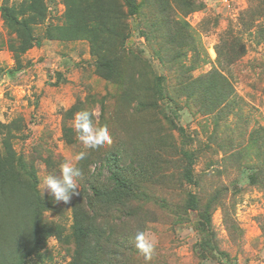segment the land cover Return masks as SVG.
<instances>
[{
    "label": "rangeland",
    "instance_id": "374dc122",
    "mask_svg": "<svg viewBox=\"0 0 264 264\" xmlns=\"http://www.w3.org/2000/svg\"><path fill=\"white\" fill-rule=\"evenodd\" d=\"M188 1L195 10L169 0L167 11L147 1L137 16L124 11L125 48L134 56L108 79L89 40L54 31L66 23L64 0H43L34 45L17 57L20 43L1 7L22 0H0V124L12 126L15 151L35 163L41 193L53 204L45 218L63 229L24 264H72L75 213L97 233L89 242L100 243V261L109 264H264V175L251 180L264 167V0ZM185 26L182 43L173 40ZM217 74L229 94L213 109L196 81ZM159 77L162 96L154 91ZM84 110L108 128L111 145L91 150L79 141L73 121ZM185 151L195 154L194 184L184 178ZM81 152L86 156L77 160ZM112 154L136 174L140 189L126 209L94 199V187L108 186ZM64 161L82 171L79 195L57 203L43 181ZM190 193L197 209L187 208ZM211 201L208 225L203 211ZM145 230L157 239L150 262L135 248L136 233Z\"/></svg>",
    "mask_w": 264,
    "mask_h": 264
},
{
    "label": "trees",
    "instance_id": "16d2710c",
    "mask_svg": "<svg viewBox=\"0 0 264 264\" xmlns=\"http://www.w3.org/2000/svg\"><path fill=\"white\" fill-rule=\"evenodd\" d=\"M64 1L66 23L54 31L63 39L89 40L93 53L97 56V70L108 79H113L118 73L123 72L119 66L120 61L134 56L125 48L128 15L124 11H128L131 16H137L144 7V1L149 2L151 6H157V11H167L169 6V0ZM184 2L189 12L195 10L193 3L188 0ZM45 14L43 0H22L20 7L6 4L1 7L5 24L20 43L14 50L16 57L17 53H24L33 47L35 38L32 26L43 21ZM186 26L189 25L186 23ZM186 26L177 30L173 40L182 43ZM54 34L53 30L46 32L49 39H53ZM260 35L264 38V27L261 28ZM120 69L122 71H119ZM196 82L190 83L187 88H191L193 96L197 93L195 86L197 85L196 88H198L204 85L205 98L210 108L214 109L215 104L222 103L229 94L227 91L229 85L220 74L210 75ZM154 91L158 95H163L160 77L157 79ZM179 131L184 132V129L179 128ZM0 136L2 145L0 151V264H24L43 250L50 238H61L63 229L61 225L49 222L45 218L46 212L53 208V204L41 193L35 163L26 160L15 151L13 146L15 135L12 126L0 124ZM183 157L186 162L184 178L188 183L194 184L195 154L185 151ZM109 164L108 186L94 187V199L106 208L126 209L139 198L140 189L135 180L136 174L122 165L117 154H112ZM260 174L264 175V167L254 172L251 180L256 182ZM213 201L209 202L203 211L205 224L208 225L211 223L210 208ZM198 206L197 195L190 193L187 208L197 209ZM85 221L75 213L73 231L77 252L72 264H109L110 262L100 261L103 250L100 243L97 240L93 245L89 242L97 233H94L92 228L86 227ZM202 226L204 228V224L200 223L199 227ZM117 254L118 252H115V256ZM112 255L113 253L105 252L106 258Z\"/></svg>",
    "mask_w": 264,
    "mask_h": 264
},
{
    "label": "clouds",
    "instance_id": "9594fccd",
    "mask_svg": "<svg viewBox=\"0 0 264 264\" xmlns=\"http://www.w3.org/2000/svg\"><path fill=\"white\" fill-rule=\"evenodd\" d=\"M93 111H80L74 115L73 127L77 133L79 141L86 148L99 150L106 145L112 144L110 132L106 126L97 127L93 121ZM86 153L81 152L77 155V160H82ZM58 174L48 175L43 181L48 195L54 197L55 202L68 203L73 196L79 195L77 192L76 178L82 175L79 167L70 161H64L59 166ZM135 248L143 255L145 261H152L156 249L157 239L155 233L145 230L138 231L135 236Z\"/></svg>",
    "mask_w": 264,
    "mask_h": 264
}]
</instances>
